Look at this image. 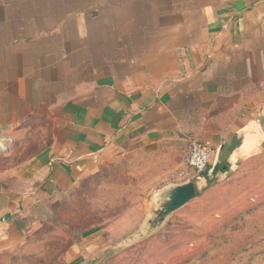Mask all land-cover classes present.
Segmentation results:
<instances>
[{
    "label": "crops",
    "instance_id": "crops-1",
    "mask_svg": "<svg viewBox=\"0 0 264 264\" xmlns=\"http://www.w3.org/2000/svg\"><path fill=\"white\" fill-rule=\"evenodd\" d=\"M191 136L214 150L199 191L264 200V0H0V264H109L104 227H43Z\"/></svg>",
    "mask_w": 264,
    "mask_h": 264
},
{
    "label": "rangeland",
    "instance_id": "rangeland-1",
    "mask_svg": "<svg viewBox=\"0 0 264 264\" xmlns=\"http://www.w3.org/2000/svg\"><path fill=\"white\" fill-rule=\"evenodd\" d=\"M188 146L164 144L122 160L116 165L121 171L108 179L86 180L88 191L64 203L55 224L47 223L43 230L50 232L59 223L61 231L79 235L104 227L114 243L124 244L109 264H264V200H233L234 187L228 183L215 186V192L200 190L161 227L145 231L152 208L161 201L160 191L192 176ZM42 257L59 263L52 254Z\"/></svg>",
    "mask_w": 264,
    "mask_h": 264
},
{
    "label": "water",
    "instance_id": "water-1",
    "mask_svg": "<svg viewBox=\"0 0 264 264\" xmlns=\"http://www.w3.org/2000/svg\"><path fill=\"white\" fill-rule=\"evenodd\" d=\"M198 195L199 189L195 181L191 179L175 183L161 190V201L152 208L151 216L147 219L145 231L152 232L161 227L169 215L188 204ZM141 234V236L145 235L144 232ZM132 241H136V239L133 238Z\"/></svg>",
    "mask_w": 264,
    "mask_h": 264
},
{
    "label": "built area",
    "instance_id": "built-area-1",
    "mask_svg": "<svg viewBox=\"0 0 264 264\" xmlns=\"http://www.w3.org/2000/svg\"><path fill=\"white\" fill-rule=\"evenodd\" d=\"M187 152L188 165L197 173H204L211 164L214 150L207 142L191 136Z\"/></svg>",
    "mask_w": 264,
    "mask_h": 264
},
{
    "label": "trees",
    "instance_id": "trees-1",
    "mask_svg": "<svg viewBox=\"0 0 264 264\" xmlns=\"http://www.w3.org/2000/svg\"><path fill=\"white\" fill-rule=\"evenodd\" d=\"M208 171V169L204 172V173H202L201 175H204V174H206V172ZM211 183L213 182V179H212V181H210ZM209 184H207L205 187H207Z\"/></svg>",
    "mask_w": 264,
    "mask_h": 264
}]
</instances>
